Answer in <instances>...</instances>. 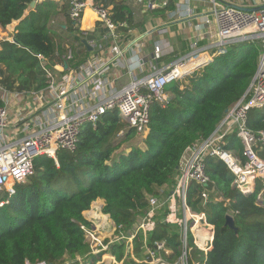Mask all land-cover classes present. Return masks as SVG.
<instances>
[{
    "label": "trees",
    "instance_id": "trees-1",
    "mask_svg": "<svg viewBox=\"0 0 264 264\" xmlns=\"http://www.w3.org/2000/svg\"><path fill=\"white\" fill-rule=\"evenodd\" d=\"M31 1L0 0V26L19 21L13 40H0L4 68L0 87L11 92L44 89L50 82L44 68L61 75L68 68L58 71L57 65L63 68L66 63L72 68L85 61L80 58L73 63L74 54L67 58L70 44L82 42L68 19V0H61V6L53 0L38 1L24 16ZM109 12L116 23L131 24V11L122 1ZM59 13L64 21L51 23ZM260 51L255 39L231 42L209 64L167 85V100L151 105L146 135L128 151L122 145L136 136L135 131L118 136L125 123L113 108L94 126L81 125L74 151L60 149L56 159L37 157L34 173L15 184L14 193L0 207V264H78V258L82 264H100L102 258L89 254L81 226L91 223L83 212L96 199H103L102 212L114 222L116 234L131 232L148 209V198L158 195V187L174 181L185 150L207 138L225 111L245 93ZM247 125L253 131L264 130V110L251 109ZM224 147L241 155L242 144L235 134L225 138ZM256 152L264 156V148L257 146ZM205 163L212 181L207 188L213 192L203 202L199 196L202 186L193 182L186 200L192 211L205 213L214 226L213 239L204 255L188 231L187 248L202 254L198 264H264V203L256 200L260 185L243 194L233 187V175L222 160L210 156ZM227 214L233 217L236 231L225 224ZM161 241L170 253L160 252V257L176 262L183 249L180 227L159 218L147 235L146 247L154 249L155 242ZM112 248L113 260L126 255L122 264H152L139 236L133 241L132 253H125L124 242ZM188 264L194 263L188 259Z\"/></svg>",
    "mask_w": 264,
    "mask_h": 264
},
{
    "label": "built area",
    "instance_id": "built-area-1",
    "mask_svg": "<svg viewBox=\"0 0 264 264\" xmlns=\"http://www.w3.org/2000/svg\"><path fill=\"white\" fill-rule=\"evenodd\" d=\"M133 1L142 4L146 9H155L166 6L170 0ZM213 2L216 40L212 47L216 52L211 53L207 49L198 48L196 42H190L188 52L172 63L162 68L156 63H150L149 73L143 78L135 75V70L140 67L137 59L136 65L127 71L130 82L106 96L109 82L105 75L111 68L121 64L120 58L124 49L118 42L105 46L103 41L110 37L117 38L118 28L128 26L126 22L116 23L111 18L109 9L101 4L89 0H68V16L78 27L82 43L85 40L87 46L95 49L96 53L77 66L82 77L77 76V70L69 68L61 75L44 68L50 81L44 89L11 92L0 87V98L3 101L0 106V207L14 193L15 184L24 182L34 173V160L37 157L46 155L56 159V152L60 149L74 151L81 125L89 122L94 126L107 110L116 108L125 123L122 129H132L136 136L143 138L149 122L150 107L154 102L162 103L167 100V85L209 64L215 56L225 53L229 43L248 39L258 40L261 46L257 68L248 88L225 111L215 130L182 154L179 171L171 183L169 194L165 198L149 197L148 209L126 235L115 234V224L102 212V208L97 210L102 219L86 218L91 226L82 225L81 228L90 247L89 254L93 256L108 250V245L113 242L116 246L124 242L126 246L133 247V241L139 236L150 257V263L188 264L187 251H192L191 247L187 248L188 231L193 244L205 255L210 250L214 226L207 221L204 212L190 209L186 197L189 185L193 182L202 186L199 196L203 202L207 201L209 192H213V188H207L212 181L206 174L205 160L210 156L225 163L233 175V184L243 194L252 193L259 184L256 200L260 204L264 203V156L256 152L257 146L264 148V130L253 131L247 125L248 112L251 109L264 110V7L256 11H245L214 0ZM86 10H92L97 21L106 28L99 40L91 36L89 30L81 28ZM106 51L109 56L103 55ZM160 56L161 47L155 46L153 60ZM70 57L71 52L67 58ZM9 94L14 98L28 100L27 110H16L11 114L6 106ZM94 100L97 102H92ZM45 107L48 109L45 111L50 110L47 117L41 112ZM20 131L24 136L15 140L13 135ZM122 133L120 130L118 136ZM231 134H235L242 144L241 155L224 147L225 138ZM158 212L163 214L162 220L165 223L180 227L183 249L174 263H168L160 257V252L165 255L170 253L163 241L155 242L154 249L146 247L147 235L156 227ZM105 218L108 225H113L111 230H105L108 227L104 225ZM129 248L126 249V254L132 251ZM81 261L82 258L77 259L78 264H82Z\"/></svg>",
    "mask_w": 264,
    "mask_h": 264
},
{
    "label": "crops",
    "instance_id": "crops-1",
    "mask_svg": "<svg viewBox=\"0 0 264 264\" xmlns=\"http://www.w3.org/2000/svg\"><path fill=\"white\" fill-rule=\"evenodd\" d=\"M42 0H36L37 2ZM59 6H61V0H53ZM90 2L105 5L109 10H112L115 4L122 3L131 11V20L128 27L125 30L118 29L117 38H108L103 41L105 46L118 42L124 49V54L120 58L121 64L111 68L105 75L109 84L107 87L106 96L112 92L122 89L130 82V76L128 70L136 65V60L140 64V67L135 70V75L138 78H143L149 73L150 63H156L158 67H164L176 59L180 58L188 52V44L190 42H196L198 48L207 49V51L213 53L216 52L212 47L216 40V27L213 18V0H170L164 7H158L155 9H146L142 4H139L133 0H89ZM217 3H230L233 2L237 6L258 8L264 5V0H214ZM35 3V5H36ZM35 8V6H34ZM33 8V9H34ZM32 9V10H33ZM59 9V7H58ZM90 9V8H87ZM31 11V10H30ZM29 11H25L24 16ZM68 14V12H67ZM70 19V18H68ZM61 13L58 16L51 18L50 22L58 24L63 22ZM72 28L77 29L75 36L80 38L79 30L73 21ZM19 21L12 22L5 28L0 26V40H13L12 32L15 31ZM61 26V25H60ZM63 29H66V25H62ZM81 28L89 30L95 39L99 40L101 34L106 32V28L97 21L95 14L92 10H86L81 21ZM72 48H68V53L74 54L73 63H76L80 58H88L96 53V50L87 47L82 42L76 40L72 43ZM155 46L161 47V56L153 60V52ZM73 49V50H72ZM72 50V51H71ZM98 54V53H97ZM102 54V53H101ZM105 56H109V53L104 52ZM56 68L61 69L60 65ZM69 70H77V76L82 77L78 73L79 67H67ZM4 71L2 65H0V77ZM20 98V97H18ZM14 98L12 94H9L6 99V106L9 108V112L13 114L16 110H27V101L25 98ZM26 101V102H25ZM92 102H97L94 100ZM48 107V106H47ZM46 107L41 110L42 115L47 117L50 115V110ZM123 133L121 137L126 133L127 129H122ZM24 136L23 132H18L13 135L15 140H19ZM140 141L137 143L139 144ZM123 146V145H122ZM128 151V147L123 149ZM188 152V151H186ZM171 184L163 185L157 188V197L165 198L170 190ZM104 205L103 199H96L89 210L83 212L85 218H101L100 210ZM181 214V210H180ZM159 212L157 213V219L162 218ZM107 227L112 229L111 224ZM211 248V244H210ZM209 248V249H210Z\"/></svg>",
    "mask_w": 264,
    "mask_h": 264
},
{
    "label": "rangeland",
    "instance_id": "rangeland-1",
    "mask_svg": "<svg viewBox=\"0 0 264 264\" xmlns=\"http://www.w3.org/2000/svg\"><path fill=\"white\" fill-rule=\"evenodd\" d=\"M72 43H74V42H72ZM72 43L70 44V48H72V45H73ZM140 139L142 140V137L141 136H135L132 140H130L129 142L125 143L122 146L123 149H125L127 147L128 148L135 147L136 144L140 141ZM104 225H107L108 226V224H107V218L104 219ZM105 230L108 231V228H106ZM113 245L116 247V244L113 242L111 245H108V250H105V252H100L98 255H96V257H98V259H101L102 258L100 260V264H122V261L126 257V255H125V257L122 260H116V259L113 260L110 257L111 253L114 252V249L111 248V246H113ZM125 247H127V248L130 247L129 250L132 249V246L131 245H129V246H126L125 245ZM188 252H189V254H187L188 257H189L188 259H190L192 263H197L200 259L203 258L202 254H199V252H196L195 250L194 251H188ZM130 253H132V251H130ZM135 260L137 261L138 259L135 258Z\"/></svg>",
    "mask_w": 264,
    "mask_h": 264
},
{
    "label": "water",
    "instance_id": "water-1",
    "mask_svg": "<svg viewBox=\"0 0 264 264\" xmlns=\"http://www.w3.org/2000/svg\"><path fill=\"white\" fill-rule=\"evenodd\" d=\"M35 3H36V0H32L27 8H26V11H30L34 8L35 6ZM226 5L228 6H235L241 10H245V11H256V10H259V9H262L264 7V5L258 7V8H249V7H243V6H237L235 4H231V3H226ZM83 43L86 44L85 40H83ZM87 46V44H86ZM88 47V46H87ZM89 48V47H88ZM90 49V48H89ZM45 64V63H44ZM63 69H67V64L65 63L64 66H63ZM233 187L236 188V184H233ZM225 224L228 225L230 228H233L235 231H236V228H235V225H234V220H233V217L230 215V214H227L225 216ZM134 227H135V224H134Z\"/></svg>",
    "mask_w": 264,
    "mask_h": 264
},
{
    "label": "bare ground",
    "instance_id": "bare-ground-1",
    "mask_svg": "<svg viewBox=\"0 0 264 264\" xmlns=\"http://www.w3.org/2000/svg\"><path fill=\"white\" fill-rule=\"evenodd\" d=\"M111 257V256H110ZM111 259H112V257H111Z\"/></svg>",
    "mask_w": 264,
    "mask_h": 264
}]
</instances>
